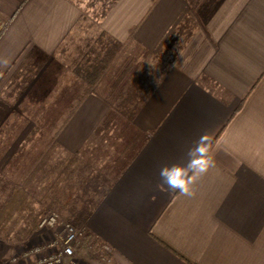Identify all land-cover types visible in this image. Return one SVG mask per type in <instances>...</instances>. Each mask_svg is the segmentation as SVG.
Returning <instances> with one entry per match:
<instances>
[{
	"label": "crops",
	"instance_id": "0c3cea01",
	"mask_svg": "<svg viewBox=\"0 0 264 264\" xmlns=\"http://www.w3.org/2000/svg\"><path fill=\"white\" fill-rule=\"evenodd\" d=\"M83 16L76 0H0V170L42 157L29 181L45 177L48 206L110 248L80 250L83 264H264V0H114L97 27L120 52L96 43L66 69L59 53ZM178 39L149 87L124 63L127 47L155 58ZM19 105L38 122L17 121ZM56 124L57 161L22 145ZM204 134L216 166L194 196L169 191L161 167Z\"/></svg>",
	"mask_w": 264,
	"mask_h": 264
},
{
	"label": "rangeland",
	"instance_id": "374dc122",
	"mask_svg": "<svg viewBox=\"0 0 264 264\" xmlns=\"http://www.w3.org/2000/svg\"><path fill=\"white\" fill-rule=\"evenodd\" d=\"M112 1L76 0L83 10L84 16L80 25L76 27V30L72 33L71 38L67 40L60 50L59 61L66 66V69L76 61L81 60L83 57L82 54L87 50L90 51L89 49H91V47L94 48L93 50H95V53L98 51L97 49L104 47L103 45L110 51H115V49H117V51L120 52L119 48L110 46V44L113 45L112 42L107 36L101 35L97 27V21L101 19V5L104 3L108 5L112 3ZM180 42L181 39L174 41L175 44L169 51H165L164 54L162 52L155 56V58L144 55L138 57L127 47V49L125 48L123 51L124 63L130 59V61L132 60L130 64L139 66L142 71L139 78H143V82H149L150 84H143V86L149 87L153 85L157 76L158 70L155 69V65L160 64L163 66V69H165L167 63L170 61V55H173L174 51L178 49V46L181 44ZM96 43L100 44L102 47L99 46V48ZM112 55L114 56L113 53L111 56ZM15 97H13V99H16ZM18 107L19 109L17 108L13 113L17 121L25 116L26 119L31 118L33 121L38 122L40 113H38L37 108L30 107V110H24L22 105ZM61 126L62 125L58 124L53 127L36 126L35 132L32 134V138L36 141L29 144L23 143L22 145L29 147L31 144H35L39 150L44 148L49 151L51 150L50 154L52 156L54 155L52 159L57 161L58 157L63 156L61 150H55L54 146L57 145V134L55 137H53L52 134L56 133L58 129L62 130ZM46 131L49 132L48 135L44 133ZM39 133L43 135V139L40 138L41 136ZM26 163V160L20 161V171L15 170L14 176L10 175V170H0V263H5L8 259L12 258V256L21 255L24 251L42 245L49 239L51 240L50 231L53 235H56V238L58 237V233L61 234L62 232V225L56 228H39L38 225L40 221L46 217L47 214L56 212L61 216V213L58 212L56 208L54 209V207L48 206L49 200L47 199V194H49V192L45 188L47 179L45 181V177L37 176L36 180L30 182L27 172L33 171L35 167L37 168V165L28 170ZM53 178L56 180L54 176ZM18 179L20 180L19 182ZM14 185H18L19 188L13 190L12 188ZM63 220L66 221L65 219Z\"/></svg>",
	"mask_w": 264,
	"mask_h": 264
},
{
	"label": "built area",
	"instance_id": "2783aa9c",
	"mask_svg": "<svg viewBox=\"0 0 264 264\" xmlns=\"http://www.w3.org/2000/svg\"><path fill=\"white\" fill-rule=\"evenodd\" d=\"M59 225H62V232L58 233L57 238L50 231L51 240L30 248L21 255H14L5 263L0 264H83L79 257L80 250L99 254L110 249L105 244L95 245L88 236L86 227L78 229L64 221L56 212L47 214L38 226L43 229L56 228Z\"/></svg>",
	"mask_w": 264,
	"mask_h": 264
},
{
	"label": "clouds",
	"instance_id": "9594fccd",
	"mask_svg": "<svg viewBox=\"0 0 264 264\" xmlns=\"http://www.w3.org/2000/svg\"><path fill=\"white\" fill-rule=\"evenodd\" d=\"M210 140L209 135H202L187 150L185 163H174L161 167L159 172L161 185L166 186L169 191L188 197L194 196L195 182L216 166L213 156L209 154Z\"/></svg>",
	"mask_w": 264,
	"mask_h": 264
},
{
	"label": "trees",
	"instance_id": "16d2710c",
	"mask_svg": "<svg viewBox=\"0 0 264 264\" xmlns=\"http://www.w3.org/2000/svg\"><path fill=\"white\" fill-rule=\"evenodd\" d=\"M112 1V0H111ZM114 1V0H113ZM113 1H112V3H113ZM112 3H110V4H108V5H105V3L104 4H102L101 5V7H100V9H101V17L102 16H104L109 10H110V7L112 6ZM111 51L109 50V49H107V51H106V56H107V59H108V56H110V53ZM102 64H103V61L101 62V64L99 65L98 64V66H96V67H94V72H95V75H94V82H96L99 78H100V76H101V74H102V72H100V71H103V68H104V66H102ZM146 100V99H145ZM145 100L144 99H142V101H134V102H130V104L133 106H131V108L128 110V112H129V115H130V117H129V120L128 121H130V124L132 123V119H133V117H132V114H136L137 113V111L138 110H136L137 109V107L138 106H140L141 104H143L144 102H145ZM81 102V101H80ZM80 102H79V104H77L75 107H73L72 108V110H71V113L68 115V118H70L74 113H75V110L78 108V106L80 105ZM68 118H67V120H68ZM110 121V114H108L107 116H106V118L102 121L103 123L101 124V126L99 127V129L98 130H96V132L95 133H97V132H99V130H103V129H105L106 127H108V125H109V122ZM66 123V122H65ZM64 123V125H63V127L66 125ZM62 127V128H63ZM124 128V127H123ZM61 130H57L56 132V134H58L59 132H60ZM42 161V157H40V158H38V159H36V165H37V167H39V165L41 164V163H39V162H41ZM39 163V164H38ZM76 221L77 220H73V222H71V221H67L69 224H72V225H74L76 228H82V227H85V223H84V221L85 220H80V222L78 223L79 225L78 226H76L75 224H76Z\"/></svg>",
	"mask_w": 264,
	"mask_h": 264
}]
</instances>
